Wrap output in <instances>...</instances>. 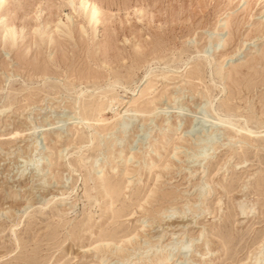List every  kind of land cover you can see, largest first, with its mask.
Segmentation results:
<instances>
[{
	"label": "rangeland",
	"instance_id": "obj_1",
	"mask_svg": "<svg viewBox=\"0 0 264 264\" xmlns=\"http://www.w3.org/2000/svg\"><path fill=\"white\" fill-rule=\"evenodd\" d=\"M79 1L0 4V264H264V0Z\"/></svg>",
	"mask_w": 264,
	"mask_h": 264
},
{
	"label": "bare ground",
	"instance_id": "obj_2",
	"mask_svg": "<svg viewBox=\"0 0 264 264\" xmlns=\"http://www.w3.org/2000/svg\"><path fill=\"white\" fill-rule=\"evenodd\" d=\"M4 0H0V4L3 2ZM7 1V0H6ZM72 2V1H71ZM79 3H80V5H78V9H76L75 8V6H74V8L77 10V11H82V13L81 14H83L84 13V15H85V18L87 19V21L89 22V24H90V22H93L94 24H96L99 20H100V14L101 13H103L102 12V10H101V6H99L98 5V3H96L95 1H93V0H80L79 1ZM56 4V3H55ZM64 4V3H63ZM75 4V3H74ZM57 5V4H56ZM65 5V4H64ZM68 5V3L66 4V6ZM126 6V5H125ZM60 8H61V6H60ZM127 11V10H126ZM136 12V11H135ZM141 13V12H140ZM80 15V14H79ZM102 15H105V14H102ZM81 16V15H80ZM83 16V15H82ZM107 16V15H106ZM2 17V16H1ZM104 17V16H103ZM109 17V16H108ZM110 17H111V15H110ZM107 20V19H106ZM114 20V19H113ZM61 21H59V23H60ZM49 23V22H48ZM50 24V23H49ZM67 25H68V23H67ZM46 26H48L49 27V25H46ZM10 27V26H9ZM10 28H12V26L10 27ZM53 29V28H52ZM80 29H81V27H80ZM8 30V32H11L12 31V29H7ZM10 30V31H9ZM13 30H14V28H13ZM84 30V29H83ZM50 29L49 30H47V34H49L50 33ZM87 33V32H86ZM6 34V33H5ZM51 34V33H50ZM49 34V35H50ZM79 36H80V34H79ZM48 37H50V39H51V41L53 42L54 41V38H53V36H48ZM41 40V39H40ZM207 60V59H206ZM221 68V67H220ZM216 72V71H215ZM218 72H219V70H218ZM217 76V75H216ZM118 82V81H117ZM137 86V85H136ZM115 87V86H114ZM151 87H152V85H147L146 87H145V89L142 91V93H141V95H140V98L142 99L143 97H145V95H147V93H148V90L149 89H151ZM128 89V88H127ZM134 90V89H133ZM83 91V90H82ZM85 91V90H84ZM103 92H105V91H103ZM107 93H108V90L106 91ZM113 92V91H112ZM116 93V92H115ZM105 95H107V94H105ZM104 95L103 94H99V96L98 97H103ZM105 97V96H104ZM76 99V98H75ZM94 99V98H93ZM92 99V100H93ZM98 99H100V98H98ZM82 100V99H81ZM88 100V99H87ZM89 101V100H88ZM86 102V101H84V100H82V105H81V108H80V111H78L77 113L80 115V116H82V118H83V120L82 121H84L85 120V122H86V126H84V127H86V132H87V141L89 142V141H91V140H93V138L95 137L94 135H93V137H92V133L93 132H91L90 131V128H92V126H93V123H91L92 121H94V122H96V123H98L99 125H101L102 123H104L105 121H107L108 120V117H106L105 115H104V113H103V111L105 110V109H107V108H112V107H114L113 106V101H112V99H109V98H107V99H105L104 101H102L100 104H96V102L98 101H96V100H94V101H92V102ZM138 100L137 99H135V100H133V103H136L137 105H138ZM148 102H151V100L150 101H148ZM140 106H141V104H140ZM143 107H144V105L140 108V109H137V110H139V111H143ZM218 109V108H217ZM79 110V109H78ZM218 110H220V109H218ZM228 110V109H227ZM0 111H4V110H0ZM1 112V113H2ZM217 113V112H216ZM78 115V116H79ZM118 116V112L116 111L115 112V114H114V118H116V120H117V123H115V124H113V126H112V128H115V126H116V124H118V123H120V121H122V117H117ZM124 118V117H123ZM251 118V117H250ZM119 119V120H118ZM92 120V121H91ZM128 120V119H127ZM127 120H124L123 122H122V125L123 126H125V124H126V121ZM248 121V120H247ZM109 122V121H108ZM127 123H128V121H127ZM248 123V122H247ZM105 124V123H104ZM244 125V124H243ZM249 126V125H248ZM260 127L262 126V125H259ZM107 129V128H106ZM85 131V130H84ZM123 134V133H122ZM81 137V136H80ZM84 138V137H83ZM95 139V138H94ZM256 140V139H255ZM262 140V139H261ZM35 141V140H34ZM87 141H85V142H87ZM264 141V140H263ZM87 142V144H90L91 142H89L88 143ZM86 144V145H87ZM91 145V144H90ZM33 146V152H35L36 151V149L38 148V141H35L34 142V144L32 145ZM35 150V151H34ZM49 150V149H48ZM72 150V149H71ZM76 150V149H75ZM93 150V149H92ZM97 150V149H96ZM68 153H70V151H67V152H65V153H63L62 154V156H64V157H66L67 155H69ZM72 153V152H71ZM86 156V155H85ZM84 156V157H85ZM208 156V155H207ZM57 159V158H56ZM82 159H84V158H82ZM57 161V160H56ZM37 162H40V161H37ZM69 164V163H68ZM71 166V165H70ZM115 166V165H114ZM35 167V166H34ZM95 167V166H94ZM43 166H42V164H39V163H37V165H36V167H35V169L33 168V172L31 173V174H33V175H38L39 174V172H41V171H43ZM72 168V167H71ZM107 168V165L106 166H103V167H101V169L99 170V171H97L98 173H102L101 175H97L96 176V178H101V177H103V180H104V187H105V191H104V193L105 194H107V195H109V196H114V194L116 193H118L119 191H121L120 190V188H119V184H115V183H113V182H110V181H112L113 179H111L110 181L109 180H107V178H108V176H107V178L105 177V174H104V170ZM75 169V168H74ZM73 169V170H74ZM18 172V171H17ZM43 174V173H42ZM97 174V173H96ZM22 177V176H21ZM31 177V176H30ZM42 177H44L43 175H42ZM88 177V176H87ZM34 178V177H33ZM89 178V177H88ZM11 179V178H10ZM42 179V178H41ZM46 177L45 178H43V181H44V183L46 182ZM48 179V178H47ZM87 179V178H86ZM38 180V179H37ZM40 183V182H39ZM85 183H87V182H85ZM51 184V183H50ZM49 183H47L46 185L47 186H44L43 188H47V190H51V187L49 186L50 185ZM62 184H64V183H62ZM74 184V183H73ZM54 185V184H53ZM52 185V186H53ZM91 185H92V183H91ZM107 185H108V187H107ZM122 185V184H121ZM120 185V186H121ZM63 186V185H62ZM62 186H58L57 188H56V192L55 191H53L52 193L53 194H55L56 196H57V194H58V192H59V190H61L62 192H59V193H61V194H64L65 192L63 191L64 189L62 188ZM64 186H65V184H64ZM86 186V185H85ZM103 186V185H102ZM264 186V185H263ZM68 187V186H67ZM107 187V188H106ZM122 187H124L123 185H122ZM27 188V187H26ZM42 188V187H41ZM73 188V187H72ZM17 189H19V188H17ZM90 189V188H89ZM94 189V188H93ZM125 189V188H124ZM20 190V189H19ZM22 190H24V189H22ZM43 190V189H42ZM91 190V189H90ZM13 191V190H12ZM68 191V190H67ZM209 192L207 193V194H210V189L208 190ZM92 192V191H91ZM5 193H6V191H5ZM87 193H88V191H87ZM95 193V192H94ZM94 193H93V195H94ZM120 193V192H119ZM122 193V192H121ZM24 193H23V191L21 192V190L20 191H17V192H8V201L9 202H11V206H13L14 205V203L15 202H17L18 200H20V199H22V197L24 196L23 195ZM96 194V193H95ZM115 194V195H116ZM6 195H7V193H6ZM97 195V194H96ZM118 195V194H117ZM88 196H90V195H88ZM87 196V197H88ZM55 197V196H54ZM60 197V196H59ZM65 197V196H64ZM90 197H92V196H90ZM116 197V196H115ZM67 198V197H66ZM89 198V197H88ZM43 199H44V197H43ZM52 199V197L51 198H47V199H44V200H42L39 204H48L49 203V201ZM58 199H60V198H58ZM63 199V198H62ZM61 199V200H62ZM90 199H93V198H90ZM117 199V198H116ZM115 199V200H116ZM111 200H113V199H110V201ZM54 201H55V199H54ZM88 201V200H87ZM91 201V200H90ZM94 201H96V200H94ZM94 201H92V203L94 202ZM118 201H119V199H118ZM118 201H116V202H118ZM69 202V201H68ZM97 202V201H96ZM124 202V201H123ZM66 203V202H65ZM89 203V202H88ZM91 203V202H90ZM111 203V202H110ZM109 203V204H110ZM31 204L32 203H30V202H28V203H26L22 208H23V212L22 213H24V211L25 210H27V208H29L30 206H31ZM58 204V203H57ZM94 204V203H93ZM240 204V203H239ZM44 205V206H45ZM92 205V204H91ZM124 205V204H123ZM56 206V205H55ZM254 207H255V205H254ZM254 207L253 206H251V207H249V208H246V207H244V208H242L241 209V213H242V215H243V217H247L249 214H251V212L254 210ZM55 208V207H54ZM58 208H59V206H58ZM92 208V207H91ZM90 209V208H89ZM112 209H113V207H112ZM51 210H54V209H51ZM69 210V209H68ZM61 211V210H60ZM63 211V210H62ZM90 211V210H89ZM111 211V210H110ZM54 212V211H53ZM65 212V211H64ZM18 213V211H16V210H13V209H9L8 211H3L2 212V214H4V215H6L7 217H9V218H12V219H14V218H16V216L18 215L17 214ZM90 213V212H89ZM112 213H114V212H112ZM1 214V215H2ZM57 214V213H56ZM62 214H63V212H62ZM22 215V214H21ZM20 215V216H21ZM3 216V215H2ZM59 216V215H58ZM57 216V217H58ZM86 222V225L85 226H87V221H85ZM90 222V221H89ZM16 223V222H15ZM89 224L90 223H88V226H89ZM13 225H14V223H13ZM79 225H83V223L81 224H79ZM83 227H84V225H83ZM78 228H80V226H78ZM81 230H82V228H81ZM80 232V231H79ZM106 233V232H105ZM112 233V232H111ZM114 234V233H113ZM106 235V234H105ZM109 235H111V234H109ZM53 237V236H52ZM111 237V236H110ZM103 238V237H102ZM171 260H173V256L171 255L170 256V254H164V253H162L160 256H157V263L156 264H158V263H161V262H168V261H171Z\"/></svg>",
	"mask_w": 264,
	"mask_h": 264
}]
</instances>
